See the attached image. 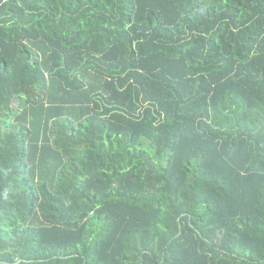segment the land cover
Here are the masks:
<instances>
[{
    "label": "trees",
    "instance_id": "16d2710c",
    "mask_svg": "<svg viewBox=\"0 0 264 264\" xmlns=\"http://www.w3.org/2000/svg\"><path fill=\"white\" fill-rule=\"evenodd\" d=\"M0 264H264V0H0Z\"/></svg>",
    "mask_w": 264,
    "mask_h": 264
}]
</instances>
